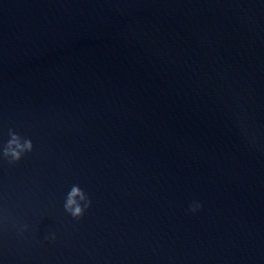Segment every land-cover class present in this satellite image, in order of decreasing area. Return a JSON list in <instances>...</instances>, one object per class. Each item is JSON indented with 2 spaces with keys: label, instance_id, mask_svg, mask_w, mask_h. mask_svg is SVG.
<instances>
[{
  "label": "water",
  "instance_id": "1",
  "mask_svg": "<svg viewBox=\"0 0 264 264\" xmlns=\"http://www.w3.org/2000/svg\"><path fill=\"white\" fill-rule=\"evenodd\" d=\"M9 129L0 264H264V0H0Z\"/></svg>",
  "mask_w": 264,
  "mask_h": 264
},
{
  "label": "clouds",
  "instance_id": "2",
  "mask_svg": "<svg viewBox=\"0 0 264 264\" xmlns=\"http://www.w3.org/2000/svg\"><path fill=\"white\" fill-rule=\"evenodd\" d=\"M9 140L0 149V160H6L10 165L18 164L26 155L34 151V145L30 138L22 137L13 129H9ZM92 201L89 196L78 185H73L68 192L64 209L74 219L80 220L85 215V212L91 208ZM202 205L198 202H193L189 211L196 213L201 210ZM27 229V226H24ZM55 237L53 236L52 239Z\"/></svg>",
  "mask_w": 264,
  "mask_h": 264
}]
</instances>
